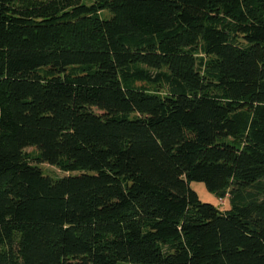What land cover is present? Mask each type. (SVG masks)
<instances>
[{
	"label": "trees",
	"instance_id": "16d2710c",
	"mask_svg": "<svg viewBox=\"0 0 264 264\" xmlns=\"http://www.w3.org/2000/svg\"><path fill=\"white\" fill-rule=\"evenodd\" d=\"M85 1L0 0V264H264V0Z\"/></svg>",
	"mask_w": 264,
	"mask_h": 264
},
{
	"label": "rangeland",
	"instance_id": "374dc122",
	"mask_svg": "<svg viewBox=\"0 0 264 264\" xmlns=\"http://www.w3.org/2000/svg\"><path fill=\"white\" fill-rule=\"evenodd\" d=\"M85 3H89V2L86 0ZM104 15L108 16V13L104 12ZM25 152L31 155L35 154V150L33 148H28L25 150ZM39 167L46 175H49V176L62 177L66 175V174L61 173L58 169L52 166H49L47 164H41ZM190 187L197 194L201 202L211 204L222 211L225 209H229L230 205H229L228 199H218L216 195L206 190L203 183L193 182L191 183Z\"/></svg>",
	"mask_w": 264,
	"mask_h": 264
}]
</instances>
